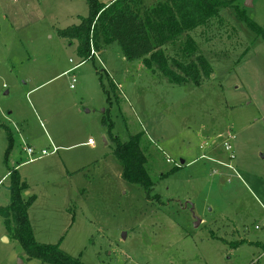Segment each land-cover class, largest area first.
Here are the masks:
<instances>
[{"label": "rangeland", "instance_id": "374dc122", "mask_svg": "<svg viewBox=\"0 0 264 264\" xmlns=\"http://www.w3.org/2000/svg\"><path fill=\"white\" fill-rule=\"evenodd\" d=\"M237 7L264 28V0H239L162 46L188 62L190 37L191 60L203 55L213 68L198 85H176L118 43L92 46L62 75L82 59L57 28L80 23L88 1L0 0V176L20 169L26 197L37 194L29 218L39 242L85 264H264V39ZM108 118L121 142L142 133L149 196L122 179ZM2 124L13 133L6 162ZM49 137L60 151L28 162V145L52 151ZM0 264L48 263L30 259L0 217Z\"/></svg>", "mask_w": 264, "mask_h": 264}, {"label": "trees", "instance_id": "16d2710c", "mask_svg": "<svg viewBox=\"0 0 264 264\" xmlns=\"http://www.w3.org/2000/svg\"><path fill=\"white\" fill-rule=\"evenodd\" d=\"M87 1L88 16L81 17L79 24L57 30L63 39L77 42L76 51L82 59L80 63L93 57L92 46L99 50L102 45L118 43L126 59L142 60L146 67L153 72L158 69L173 84L191 82L198 85L203 76L209 77L213 73V68L203 55H199L196 62L191 60L196 51L194 41L189 37L184 47L188 62L171 57L162 46L176 45L174 42L182 33L219 18L220 8L233 6L239 0H162L149 8L142 7V0ZM238 13L246 26L264 39V28L249 18L244 10L238 9ZM172 62L178 70L171 66ZM102 123L116 142L114 153L123 168L122 179L140 187L149 196L156 181L147 166L149 160L142 147V133L121 142L113 135L115 124L110 118L103 119ZM2 127L6 130L9 145L5 153L6 162L13 148V135L8 127ZM177 171L179 168L174 167L166 175ZM9 177L10 203L0 205V217L4 219L10 237L18 240L30 259L48 264H85L81 258L65 253L60 243L43 244L34 237L29 209L35 203L36 195L26 197L29 185L22 180L18 169L11 170Z\"/></svg>", "mask_w": 264, "mask_h": 264}, {"label": "crops", "instance_id": "0c3cea01", "mask_svg": "<svg viewBox=\"0 0 264 264\" xmlns=\"http://www.w3.org/2000/svg\"><path fill=\"white\" fill-rule=\"evenodd\" d=\"M102 3H110L111 1H113V0H100ZM143 1V0H142ZM151 1V4H157V3H159V1H162V0H150ZM80 18L81 17H83V16H79ZM79 24V23H78ZM57 29H60V28H57ZM75 42V41H74ZM77 48V47H76ZM72 60V59H71ZM80 64H82V63H78V64H76L75 66H73V67H71L70 69H68L67 71H64L63 73H62V75H65V74H67L72 68H75V67H77L78 65H80ZM75 88V87H74ZM10 114L12 115V112H10ZM1 125V124H0ZM2 125H4V124H2ZM5 126V125H4ZM10 130H11V132H12V129L10 128V127H8ZM13 134V133H12ZM49 144H50V146L52 147V148H54V147H57L58 148V150H57V152H55V153H53V154H56V153H58L59 151H60V148H62V146H60V144H57V140L56 139H54L53 137L51 138V137H49ZM90 144V143H89ZM28 146H32V145H28ZM32 147H34V146H32ZM35 148V147H34ZM48 156H50V155H48ZM45 157H47V156H45ZM28 162H30V161H28ZM34 162V161H33ZM25 163V162H24ZM22 164H23V162H22ZM15 169H17V168H15ZM14 169V170H15ZM19 170V172H20V169H18ZM10 171L11 170H9L8 172H6L2 177L0 176V180L2 181L3 179H5L6 177L8 178L9 177V174H10ZM20 175H21V178H22V174H21V172H20ZM6 178V179H7ZM23 179V178H22ZM26 182V181H25ZM28 183V182H27ZM29 185V184H28ZM30 186V185H29ZM34 195H36L37 196V194L35 193ZM38 197V196H37ZM36 197V198H37ZM11 240V239H10Z\"/></svg>", "mask_w": 264, "mask_h": 264}, {"label": "built area", "instance_id": "2783aa9c", "mask_svg": "<svg viewBox=\"0 0 264 264\" xmlns=\"http://www.w3.org/2000/svg\"><path fill=\"white\" fill-rule=\"evenodd\" d=\"M73 81L75 82V79ZM70 87L74 88L75 87L74 83H71ZM88 143L94 144V140L92 138H89ZM226 146H227L228 150H231V148H232L231 144H226ZM57 150H58L57 147H54L52 149V151H50V152L48 150L43 149V150H41L39 155L36 156L35 155L36 154V150H35L34 147H32V146H27L26 147V151H27L28 155L30 156V162H33L34 160L43 158V157L48 156V155H52L53 153L57 152Z\"/></svg>", "mask_w": 264, "mask_h": 264}, {"label": "water", "instance_id": "95a60500", "mask_svg": "<svg viewBox=\"0 0 264 264\" xmlns=\"http://www.w3.org/2000/svg\"><path fill=\"white\" fill-rule=\"evenodd\" d=\"M27 193H28V192H27ZM200 223H201V219L198 218V219L196 220L195 226H198ZM3 238H4V240L7 241V242L10 241L9 237H7V236H3Z\"/></svg>", "mask_w": 264, "mask_h": 264}]
</instances>
